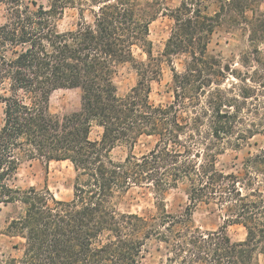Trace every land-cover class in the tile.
I'll list each match as a JSON object with an SVG mask.
<instances>
[{"label": "trees", "instance_id": "16d2710c", "mask_svg": "<svg viewBox=\"0 0 264 264\" xmlns=\"http://www.w3.org/2000/svg\"><path fill=\"white\" fill-rule=\"evenodd\" d=\"M0 1L6 5L0 24V204L20 205L7 231L23 239L15 245L22 256L0 254V264H141L150 240L165 245L168 264H260L264 194L253 183L264 174V149L246 160L244 174L218 168L227 145L244 139L238 130L244 119L231 110L239 100L222 87L227 71L208 46L229 23L247 32L264 59L261 0H180L174 8L164 7V0ZM69 7H77L83 21L60 30ZM87 9L92 22L84 21ZM160 13L173 27L157 58L149 36ZM135 48L146 61L136 58ZM177 55L185 56L183 70L173 64ZM163 57L172 70L173 100L156 105L151 82L162 74ZM125 63L138 80L119 95L114 77ZM74 88L81 91L80 107L52 113V93ZM95 126L102 132L92 139ZM144 135L156 139L150 151L114 158L116 147L132 148ZM29 160L69 161L76 173L73 197L19 186L18 170ZM180 182L187 183V215L214 202L229 222L245 227L246 238L233 242L224 229L202 231L185 215L170 214L165 194ZM135 185L153 189L156 215L118 209V197Z\"/></svg>", "mask_w": 264, "mask_h": 264}, {"label": "rangeland", "instance_id": "374dc122", "mask_svg": "<svg viewBox=\"0 0 264 264\" xmlns=\"http://www.w3.org/2000/svg\"><path fill=\"white\" fill-rule=\"evenodd\" d=\"M46 1V0H42ZM180 0H164V7L174 8ZM264 10V0L258 4ZM251 15V12H249ZM93 13L90 9L84 10V21L92 22ZM6 21V5L0 1V24ZM83 19L77 7H69L58 21L60 30L77 28ZM173 20L162 13L153 20L150 26V40L154 57H161L165 43L171 33ZM209 53L217 56L227 71L228 79L223 88H229L228 94L238 98L235 107L243 117L239 132L241 137L239 146L227 145L224 154L220 155L218 168L226 172L237 174L245 173V162L248 158L260 153L264 149V59L253 51L248 41L247 32L243 29L231 27L224 23L213 34L208 46ZM135 56L139 61H146L147 55L141 48H135ZM161 76L151 82L150 100L153 104H167L173 100L172 70L165 57L161 59ZM173 64L178 70H183L185 56L173 57ZM243 63V64H242ZM229 70V71H228ZM234 70V71H231ZM231 72V73H230ZM233 72V73H232ZM237 76V77H236ZM138 80L136 69L131 63L119 66L114 77L118 94L124 95L134 87ZM243 95H251L244 99ZM246 100V101H244ZM80 89H58L50 98L49 108L54 114L64 115L80 107ZM3 119V106L0 104V124ZM247 128L254 130L247 133ZM102 129L95 126L90 134L92 139L101 135ZM246 134V135H245ZM156 142L152 136H141L134 147H116L112 154L116 159H124L130 152L141 156L150 151ZM253 187H258L264 194V174H258ZM75 170L69 161H51L45 163L40 160L24 161L17 174L16 183L25 188L35 186L40 189L48 188L58 199L69 200L74 194ZM258 180V181H257ZM187 183L180 182L178 187L168 190L165 194V206L170 214L185 215L188 224L200 228L202 231L224 229L233 242L243 241L246 238V229L243 225L229 222L228 212L218 204L211 202L200 203L187 215L186 207L189 204L186 194ZM118 209L122 212L138 213L153 216L158 213L156 194L147 186H133L117 199ZM19 204H0V254L20 258L23 239L8 234L7 228L11 217L19 212ZM168 250L163 243L156 240L148 241L146 250L141 257V264H168ZM260 264H264V255L259 256Z\"/></svg>", "mask_w": 264, "mask_h": 264}]
</instances>
